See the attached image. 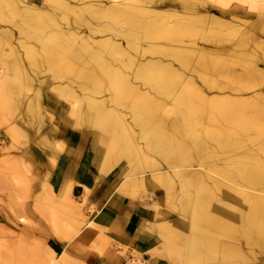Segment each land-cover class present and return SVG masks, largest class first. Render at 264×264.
<instances>
[{
  "label": "rangeland",
  "instance_id": "obj_1",
  "mask_svg": "<svg viewBox=\"0 0 264 264\" xmlns=\"http://www.w3.org/2000/svg\"><path fill=\"white\" fill-rule=\"evenodd\" d=\"M62 1L0 0L11 52L0 61V264H147L102 233L82 241L96 227L87 201L70 195L68 205L49 188L75 132L95 140L103 161L133 153L101 172L126 194L127 175L145 182L134 197L168 218L170 264H186L204 235L264 264V246L236 217L248 205L235 191L264 194V11L254 0ZM51 36L63 38L64 65L46 59ZM155 126L166 138L152 146ZM73 157L61 187L74 184ZM173 166L195 171L212 193L193 180L182 189ZM260 167L259 184L242 181L245 168ZM199 198L223 211L213 210L220 221L196 219ZM194 264L216 262L205 254Z\"/></svg>",
  "mask_w": 264,
  "mask_h": 264
},
{
  "label": "crops",
  "instance_id": "obj_2",
  "mask_svg": "<svg viewBox=\"0 0 264 264\" xmlns=\"http://www.w3.org/2000/svg\"><path fill=\"white\" fill-rule=\"evenodd\" d=\"M80 133L73 134L71 151L67 152L68 150L65 149V154L60 155L61 158L57 160L55 168L49 169V182L52 187H48L60 195L57 199L63 201V198L67 197L66 187L71 183L61 187L63 172L67 171L68 162L77 153L73 157L75 164L69 166V169L72 167L70 176L74 184L68 196L78 198L79 203H84V198L87 201L84 203V215L90 223L96 224L92 236H85L81 240L92 242L102 233L123 244L129 251L138 252L147 264H170L163 256L161 240L162 227L168 218L162 211L157 212L138 198L124 193L112 178L102 174L104 162L95 140L89 135L87 139H83ZM82 146L86 147L83 151H81ZM49 153L50 151L43 156H55ZM88 224H85L83 230L89 227ZM232 252L237 256V260L246 264L233 249Z\"/></svg>",
  "mask_w": 264,
  "mask_h": 264
},
{
  "label": "bare ground",
  "instance_id": "obj_3",
  "mask_svg": "<svg viewBox=\"0 0 264 264\" xmlns=\"http://www.w3.org/2000/svg\"><path fill=\"white\" fill-rule=\"evenodd\" d=\"M51 1L54 2L58 6L66 7V4L62 0H51ZM262 1L261 0H254L255 5L257 4L256 6L260 10L264 11V2H262ZM260 10H258V12ZM44 18H46V17H44ZM4 34H5V31L0 30V61H1V59L5 60L11 53L8 49H6V48H8L10 41H9L7 34L6 35H4ZM50 39H51L50 41L54 42V45L47 46L48 50L46 52V59L51 64L58 62L59 65H64L63 64L64 63L63 58L64 57L69 58V56L67 54H62L61 57H59L58 56L59 54L57 53L59 51L60 46H61V48L65 47L64 44H61L63 41V38L51 36ZM3 69H4V66H3ZM3 73H4V70H3ZM131 87L132 86H130V85L125 86L126 89L133 90V88H131ZM0 94H1L0 98H3V94L1 92H0ZM154 132H155L156 136L153 137L152 146L164 144L165 138H166L165 133L162 132L159 128H157V126H155ZM85 134H86L85 132H83V134H82V136L84 138H86L84 136ZM45 141H44V143L46 144V146L50 147L51 146L50 140L45 139ZM114 143L115 142H113V144ZM47 152H49V150L47 151V149H46V150H44L43 154H45ZM50 153H51V151H50ZM52 154L55 155V153H53V152H52ZM131 154H133V153L131 151H128L126 148H123L117 154L116 158H114L113 156L110 155V153H108L107 157H109V158H107V160L103 161L104 163H103V167H102V172L105 171V169L108 170L110 168L111 164H114L115 162L116 163L120 162V159L122 157L130 156ZM144 159H146V158L145 157L142 158V160H141L142 163L145 161ZM137 165H140V164H137ZM134 167H137V166H134ZM176 168H177V166H173V169H175L174 173L179 176L182 189L189 188V186H190V184H192V180H193L194 187L199 188V193H201L202 190H204V189H206V191H208L209 193H212V191L210 189L206 188V181H204L202 179H198L199 175H197L195 173V171L189 175V173L187 174V172L185 170L176 169ZM254 169L245 168L240 173L242 181H246L248 183L259 184V178H258L259 173L256 170H258L260 172L261 167L260 168H254ZM141 174H144V171L141 172ZM155 174H157V173H155ZM132 175L133 174L127 175V178L122 185L124 186L123 188H126V190L128 192L127 194H130V196L134 197V196H136L135 194L138 192L139 188L143 189L142 186L145 184V182H143L144 180L142 179L143 185L141 182H140V184H134L133 185L131 183ZM205 175H208V173L207 174L205 173ZM134 176H136V175H134ZM146 181H148L147 184L149 186L152 185L150 180H146ZM172 183H173V181H172ZM72 185L69 184L66 187V188H68V190H67L68 193L65 195L68 197V198L65 197V198H67V200H70L68 194L71 193ZM235 191L242 197L243 200L246 201V203L248 205V211H246V212L241 211L239 213V215L236 216V217H240L242 219V221L244 222V228H245L246 236L250 240H252L253 238H257L258 242L261 244V246H264V194L248 193L247 191H244V190L238 189V188H236ZM65 193H66V191H65ZM159 194H160V192H159ZM210 195H212V194H210ZM65 198H63V200L68 202ZM216 199L218 201L222 202L221 197H218ZM69 202L71 204V200ZM69 202L67 203L68 205H70ZM196 203H197V210H196L197 212L195 214L196 219L198 218L200 221H202L204 218V219H207L208 221H210L211 224H216V221H220L219 218L214 216V213H213V210H215L216 212H218V214H221L223 211L220 208H218V207L213 208L212 206L203 202V200L201 198H199ZM75 210L77 211V209H74V211ZM76 213H78V212H76ZM74 215L76 216L78 214H74ZM223 244L224 243H222V244L219 243L214 236H207V235H204V237L197 236L195 239V251H194L195 254L193 253L192 248H190V249H188V252L185 254V256L182 257V259L185 258L186 264H194L195 263V256L204 258L205 254H206L208 257H210V259H212L214 262H216V264H235V262L239 261V260H237V256L234 255V253L232 252V248L229 247L228 244H226V245H223ZM198 254H200V255H198ZM50 258H49V261H51ZM217 258H222V259L220 261H218ZM134 261L137 262V260H134Z\"/></svg>",
  "mask_w": 264,
  "mask_h": 264
}]
</instances>
